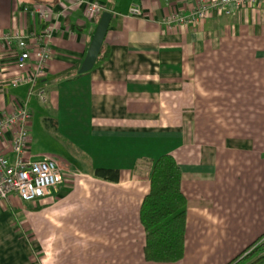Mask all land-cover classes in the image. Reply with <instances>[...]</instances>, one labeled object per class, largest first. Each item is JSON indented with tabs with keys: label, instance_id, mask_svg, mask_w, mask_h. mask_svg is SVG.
I'll list each match as a JSON object with an SVG mask.
<instances>
[{
	"label": "crops",
	"instance_id": "0c3cea01",
	"mask_svg": "<svg viewBox=\"0 0 264 264\" xmlns=\"http://www.w3.org/2000/svg\"><path fill=\"white\" fill-rule=\"evenodd\" d=\"M76 1L0 0V116L31 96L28 83L10 84L27 70L4 35L57 22L34 88L85 162L72 171L57 158L63 172L50 194L0 201V264H227L264 235V7L168 29L161 18L188 13L194 0H98L111 19L93 67L78 74L103 12L91 17ZM132 4L141 16L128 15ZM12 136L0 137L11 161ZM29 141L27 156L50 158ZM162 154L179 165L186 198L183 256L166 263L144 259L139 221ZM99 167L118 169V181L96 177Z\"/></svg>",
	"mask_w": 264,
	"mask_h": 264
},
{
	"label": "built area",
	"instance_id": "2783aa9c",
	"mask_svg": "<svg viewBox=\"0 0 264 264\" xmlns=\"http://www.w3.org/2000/svg\"><path fill=\"white\" fill-rule=\"evenodd\" d=\"M194 2L188 13L171 11L161 18L160 23L170 29L181 25H195L211 14L230 15L232 11L243 7H264V0H194ZM76 3L83 5L86 14L91 17L101 14L104 10L98 0H77ZM34 8L41 19L49 18V8L37 6ZM128 15L141 16L140 6L130 5ZM57 29V22H52L39 34L21 35L14 31L4 35L6 40L16 41L20 49L17 65L27 70L25 74L13 77L10 84L28 83V97L35 93L42 99L43 92L35 91L34 84L45 72L51 50L50 40ZM30 116L27 102L20 100L14 103L10 112L0 116V137L12 129L10 147L15 155L11 161L0 151V201H5L11 195H16L22 201H34L50 194L52 188L61 180L63 168L55 160L48 157L32 159L25 154L29 141L27 124ZM259 243H264V235Z\"/></svg>",
	"mask_w": 264,
	"mask_h": 264
},
{
	"label": "trees",
	"instance_id": "16d2710c",
	"mask_svg": "<svg viewBox=\"0 0 264 264\" xmlns=\"http://www.w3.org/2000/svg\"><path fill=\"white\" fill-rule=\"evenodd\" d=\"M94 174L111 182L119 179L118 169L99 167ZM149 182V191L139 210V221L145 232L144 259L164 263L178 261L184 251L186 198L180 185L181 170L172 155L162 154L152 162ZM261 237L227 264H264Z\"/></svg>",
	"mask_w": 264,
	"mask_h": 264
},
{
	"label": "rangeland",
	"instance_id": "374dc122",
	"mask_svg": "<svg viewBox=\"0 0 264 264\" xmlns=\"http://www.w3.org/2000/svg\"><path fill=\"white\" fill-rule=\"evenodd\" d=\"M38 89H35L37 91ZM27 108L30 112L29 145L32 154H42L49 156L53 160L63 158L69 164V168L73 170L83 171L85 162L83 157L71 146L70 142L59 136L54 127L50 124V118L53 116L49 108V103H45V94L40 99L35 93L28 99ZM64 178V176H63Z\"/></svg>",
	"mask_w": 264,
	"mask_h": 264
},
{
	"label": "water",
	"instance_id": "95a60500",
	"mask_svg": "<svg viewBox=\"0 0 264 264\" xmlns=\"http://www.w3.org/2000/svg\"><path fill=\"white\" fill-rule=\"evenodd\" d=\"M111 15L112 14L109 11H105L101 14L97 22L95 31L93 33L91 42L89 44L88 50L86 52V55L80 65V68L78 69V74H83L89 71L93 67L99 55L109 25V21L111 19Z\"/></svg>",
	"mask_w": 264,
	"mask_h": 264
}]
</instances>
